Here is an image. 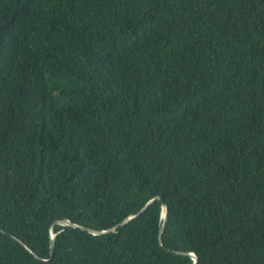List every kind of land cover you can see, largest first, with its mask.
<instances>
[{"label": "trees", "instance_id": "trees-1", "mask_svg": "<svg viewBox=\"0 0 264 264\" xmlns=\"http://www.w3.org/2000/svg\"><path fill=\"white\" fill-rule=\"evenodd\" d=\"M180 253L264 264V0H0V264Z\"/></svg>", "mask_w": 264, "mask_h": 264}, {"label": "water", "instance_id": "water-1", "mask_svg": "<svg viewBox=\"0 0 264 264\" xmlns=\"http://www.w3.org/2000/svg\"><path fill=\"white\" fill-rule=\"evenodd\" d=\"M156 199H161V198H159V197H156V198H154V199H152V200H150L145 206H144V208L137 214V215H135V216H132V217H128V218H126V219H124L120 224H118L117 226H115L114 228H112L111 230H108V231H104V232H94V231H92V230H88V229H85V228H81L82 230H85V231H87V232H89L90 234H93V235H99V234H105V233H108V232H111V231H113L116 227H118V226H123V225H125V224H127L128 222H130L131 220H133V219H135L137 216H139L151 203H153ZM161 217L164 219V223H163V225H162V228H161V230H160V233L162 234V232H163V229H164V227H165V221H166V217H167V207H166V205H165V203H163L162 204V212H161ZM53 225H59V226H62V227H72V228H77L78 226H76V225H74V224H72V223H70L69 221H67V220H57V221H54L53 222ZM54 235L52 234V232H51V234H50V254H51V256H53V254H54ZM17 240V239H16ZM20 244H22L23 245V243L21 242V241H19V240H17ZM161 238H159V243H160V245H161ZM25 248H27L26 246H25ZM31 252V251H30ZM180 254H182V255H189V256H191V258H192V260H193V264H196L197 263V257L194 255V254H192V253H180ZM37 258V257H36Z\"/></svg>", "mask_w": 264, "mask_h": 264}]
</instances>
